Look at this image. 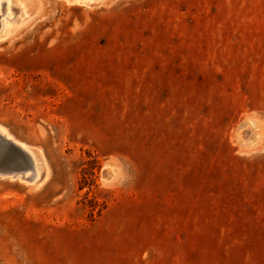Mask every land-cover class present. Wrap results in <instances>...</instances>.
Masks as SVG:
<instances>
[{"label": "rangeland", "instance_id": "obj_1", "mask_svg": "<svg viewBox=\"0 0 264 264\" xmlns=\"http://www.w3.org/2000/svg\"><path fill=\"white\" fill-rule=\"evenodd\" d=\"M26 2L0 124L45 177L0 176V264H264V0Z\"/></svg>", "mask_w": 264, "mask_h": 264}, {"label": "bare ground", "instance_id": "obj_2", "mask_svg": "<svg viewBox=\"0 0 264 264\" xmlns=\"http://www.w3.org/2000/svg\"><path fill=\"white\" fill-rule=\"evenodd\" d=\"M65 1L83 5H90L97 1L99 2V0ZM32 16V11L30 10V7L28 6L26 0H0V41L8 38L15 30L28 23ZM0 135L20 146L28 154L29 158V164L26 168H24L23 171L4 172L6 174H0V176L18 178L26 182H38L42 177H45L43 160L35 154L34 150L31 149V147H29L24 142L14 138L1 124Z\"/></svg>", "mask_w": 264, "mask_h": 264}, {"label": "water", "instance_id": "obj_3", "mask_svg": "<svg viewBox=\"0 0 264 264\" xmlns=\"http://www.w3.org/2000/svg\"><path fill=\"white\" fill-rule=\"evenodd\" d=\"M0 174L23 171L28 166V154L13 141L0 135Z\"/></svg>", "mask_w": 264, "mask_h": 264}]
</instances>
